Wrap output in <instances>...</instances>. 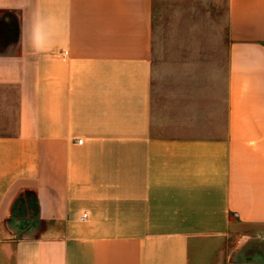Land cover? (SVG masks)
Returning a JSON list of instances; mask_svg holds the SVG:
<instances>
[{"label":"crops","instance_id":"0c3cea01","mask_svg":"<svg viewBox=\"0 0 264 264\" xmlns=\"http://www.w3.org/2000/svg\"><path fill=\"white\" fill-rule=\"evenodd\" d=\"M223 1L222 77L194 132L165 135L153 0H0L18 21L0 49V264H264V0Z\"/></svg>","mask_w":264,"mask_h":264},{"label":"rangeland","instance_id":"374dc122","mask_svg":"<svg viewBox=\"0 0 264 264\" xmlns=\"http://www.w3.org/2000/svg\"><path fill=\"white\" fill-rule=\"evenodd\" d=\"M226 46L223 0H153L151 90L161 133L194 132L198 92L222 77Z\"/></svg>","mask_w":264,"mask_h":264},{"label":"trees","instance_id":"16d2710c","mask_svg":"<svg viewBox=\"0 0 264 264\" xmlns=\"http://www.w3.org/2000/svg\"><path fill=\"white\" fill-rule=\"evenodd\" d=\"M3 16L8 17L7 22L0 20V49L2 44L16 42L18 37V21L10 12H3ZM30 202V203H29ZM32 197L29 194H24V196L18 199L20 204H28V209H32L36 213L35 206L32 205Z\"/></svg>","mask_w":264,"mask_h":264},{"label":"built area","instance_id":"2783aa9c","mask_svg":"<svg viewBox=\"0 0 264 264\" xmlns=\"http://www.w3.org/2000/svg\"><path fill=\"white\" fill-rule=\"evenodd\" d=\"M81 141H78V143H80ZM82 218L84 219V218H86V215L84 214L83 216H82Z\"/></svg>","mask_w":264,"mask_h":264}]
</instances>
